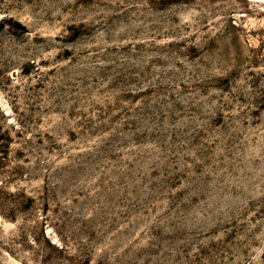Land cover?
Wrapping results in <instances>:
<instances>
[{"label":"rangeland","instance_id":"374dc122","mask_svg":"<svg viewBox=\"0 0 264 264\" xmlns=\"http://www.w3.org/2000/svg\"><path fill=\"white\" fill-rule=\"evenodd\" d=\"M0 264H264V0H0Z\"/></svg>","mask_w":264,"mask_h":264}]
</instances>
